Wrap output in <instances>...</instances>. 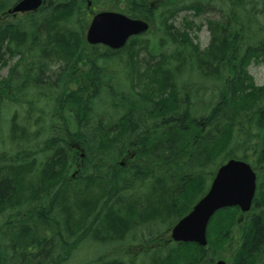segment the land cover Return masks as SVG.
<instances>
[{
  "label": "trees",
  "instance_id": "16d2710c",
  "mask_svg": "<svg viewBox=\"0 0 264 264\" xmlns=\"http://www.w3.org/2000/svg\"><path fill=\"white\" fill-rule=\"evenodd\" d=\"M89 1L155 22L160 39L150 46L136 36L121 50L90 45ZM89 1L49 0L0 26V68L15 61L0 80V264H63L86 240L121 246L145 226L155 242L158 225L188 214L230 159L258 174L237 248L230 232L242 212L228 208L211 220L206 248L168 240L150 247L147 263L214 264L228 254L262 262L264 85L248 68L264 63V0ZM183 12L210 16L205 51L170 24ZM166 46L192 65L182 80Z\"/></svg>",
  "mask_w": 264,
  "mask_h": 264
},
{
  "label": "water",
  "instance_id": "95a60500",
  "mask_svg": "<svg viewBox=\"0 0 264 264\" xmlns=\"http://www.w3.org/2000/svg\"><path fill=\"white\" fill-rule=\"evenodd\" d=\"M43 0H22L10 13L38 10ZM149 23L116 12H101L94 16L87 32L90 45H103L113 50L123 48L134 36L146 33ZM257 190V174L245 161L231 159L221 165L212 184L192 211L172 229L177 243L208 245L207 231L213 216L220 210L238 207L243 213L251 210ZM215 264H227L224 260Z\"/></svg>",
  "mask_w": 264,
  "mask_h": 264
},
{
  "label": "rangeland",
  "instance_id": "374dc122",
  "mask_svg": "<svg viewBox=\"0 0 264 264\" xmlns=\"http://www.w3.org/2000/svg\"><path fill=\"white\" fill-rule=\"evenodd\" d=\"M20 0H6V6L4 5V11L0 14V26L10 24L15 22V20H18L22 18L24 15L23 14H18L16 15L15 13H9L8 11L11 10L14 5L19 2ZM46 4L48 3L49 0H45ZM56 1V0H53ZM89 1V0H87ZM106 7L103 4H98L97 6L91 3L90 7H87L88 13L90 15V20L88 27L90 25L91 20L93 19V16L99 12L106 11ZM5 13V15H4ZM4 15V16H3ZM193 12H183L178 14L174 19L170 21V24L173 25V28H175V32L181 34V33H186L190 39H192L195 44H198L200 47V50H205L209 43H210V38H211V33L209 30V25L207 23V19L210 18L209 15H202L199 18H196L193 16ZM18 16V17H17ZM137 19V18H134ZM141 20L148 21L151 25L150 31L145 34L142 38L145 41L150 42V46L155 45V42L160 39V35H156L157 32V26L155 25V22H152L151 20L148 19H143L139 18ZM212 19V17H211ZM187 22V23H186ZM199 26V27H197ZM87 27V28H88ZM176 50V47L174 46H166L163 49V52L166 54H171L173 51ZM160 55V54H159ZM174 56V57H173ZM183 56V55H182ZM141 59L143 60H148L149 55L144 52L142 54ZM158 60H162L160 57H157V62L161 63ZM149 62V61H147ZM169 62L171 63L170 67L172 69L174 68H179L180 69V77L179 80H182V78H185L188 74V71L191 70L192 65H189L184 62V58H181L176 53L172 55L170 58ZM15 61H11L9 66L0 68V80L7 78L9 74V69L14 65ZM151 65H154V62H150ZM147 66V63L145 64ZM63 67V65H62ZM60 65H55L52 67L53 70L59 69ZM248 71L250 75L254 78L256 84L258 86H263L264 85V63L260 61H252L250 64ZM142 73H145L142 71ZM191 76L192 78L195 77V73H192ZM195 84H198V82L195 80ZM209 103V102H208ZM13 114V112H12ZM19 114H21L22 117H26L27 113L25 110H19ZM4 116H8L7 120L11 116L8 115L7 113L4 114ZM4 122V123H2ZM0 126L5 125V121L2 120ZM114 122V121H113ZM3 141L6 142V139ZM10 147V146H8ZM1 151V150H0ZM20 156V155H19ZM21 160H24V162H28V157L26 154L22 153L21 154ZM218 168H215L214 170V175L216 174ZM214 177V176H213ZM213 179V178H212ZM208 183V189L211 185V181ZM207 189V191H208ZM206 191V192H207ZM202 197V196H201ZM200 197V198H201ZM199 198V199H200ZM191 200H194L193 198ZM262 205V204H261ZM235 221H237L239 224L236 227H231L233 236V244L236 245L235 249L237 248V241L240 240V232L242 230V227L244 225V222L246 220V223H248L249 215L239 213L236 211V214L234 215ZM23 219V218H21ZM173 228V225L168 226L167 224L161 225L159 224L156 231L161 232L158 238L155 240V242H148L150 235L148 234V231L146 226L141 227L137 232L139 233L137 236L136 234H131L129 238H127L123 245L120 246V244H115V247L112 246L111 248L104 247L101 244L98 243H93L90 240H86L83 242V244L80 245V247L70 255H65V263L63 264H95L96 261L100 258L103 257L104 259H109L110 257L113 256H118L122 261L126 262L127 264H148L147 261L151 259V257L155 256L156 251H151L150 247L156 246V245H167V241L170 240L171 237V230ZM137 237V238H136ZM120 246V247H118ZM233 249V248H232ZM226 259V262L228 264H238L237 257L235 258L232 256V254H228V258L226 256H223ZM258 256L256 257V259ZM132 259V261H131ZM263 261L257 263V264H264V256L261 258ZM260 259V260H261ZM134 261V263H133ZM234 261L236 263H234Z\"/></svg>",
  "mask_w": 264,
  "mask_h": 264
},
{
  "label": "bare ground",
  "instance_id": "6f19581e",
  "mask_svg": "<svg viewBox=\"0 0 264 264\" xmlns=\"http://www.w3.org/2000/svg\"><path fill=\"white\" fill-rule=\"evenodd\" d=\"M193 45H196V44L193 43ZM197 46H198V45H197ZM208 46H209V45H208ZM207 48H208V47H207ZM207 48H206V49H207ZM206 49H205V50H206ZM205 50H202V51H205ZM7 66H9V65H7ZM4 67H6V66H4ZM11 68H12V67H10V69H11ZM10 69H9V71H10ZM253 79H254V78H253ZM254 82H255V80H254ZM255 83H256V82H255ZM194 91H195V93H196L197 90L194 89ZM198 99H199V97H198ZM161 107L163 108L164 106L161 105ZM127 153L129 154V156L131 157V159H136V158H135V157L137 156L136 152H132L131 150H129V151H127ZM216 214H217V213H216ZM216 214H215V215H216ZM215 215H214V216H215ZM214 216H213V217H214ZM212 219H213V218H212ZM261 253H262V255H264V249H262Z\"/></svg>",
  "mask_w": 264,
  "mask_h": 264
},
{
  "label": "flooded vegetation",
  "instance_id": "af4514ba",
  "mask_svg": "<svg viewBox=\"0 0 264 264\" xmlns=\"http://www.w3.org/2000/svg\"><path fill=\"white\" fill-rule=\"evenodd\" d=\"M124 164L122 163V166H123Z\"/></svg>",
  "mask_w": 264,
  "mask_h": 264
}]
</instances>
